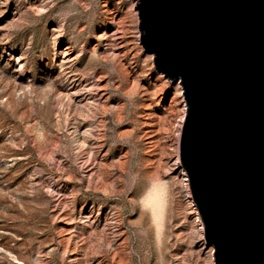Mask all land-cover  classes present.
Returning a JSON list of instances; mask_svg holds the SVG:
<instances>
[{
    "label": "rangeland",
    "instance_id": "1",
    "mask_svg": "<svg viewBox=\"0 0 264 264\" xmlns=\"http://www.w3.org/2000/svg\"><path fill=\"white\" fill-rule=\"evenodd\" d=\"M136 4L0 0V264H215Z\"/></svg>",
    "mask_w": 264,
    "mask_h": 264
},
{
    "label": "water",
    "instance_id": "2",
    "mask_svg": "<svg viewBox=\"0 0 264 264\" xmlns=\"http://www.w3.org/2000/svg\"><path fill=\"white\" fill-rule=\"evenodd\" d=\"M139 39L181 79L179 161L215 264H264V0H136Z\"/></svg>",
    "mask_w": 264,
    "mask_h": 264
},
{
    "label": "bare ground",
    "instance_id": "3",
    "mask_svg": "<svg viewBox=\"0 0 264 264\" xmlns=\"http://www.w3.org/2000/svg\"><path fill=\"white\" fill-rule=\"evenodd\" d=\"M184 175H185V180H186V187H187V190H188V196L192 199L193 197H192V193H191V190H190V187H189L188 178H187V175H186V174H184ZM198 215H199V213L197 212L196 220H197V221H201V218H199ZM200 228H201L200 230L203 231V226H201ZM210 246H213V245H210ZM213 251H214V248H213V247H210L211 258H212V260H213V262H214V259H213ZM213 264H214V263H213Z\"/></svg>",
    "mask_w": 264,
    "mask_h": 264
}]
</instances>
